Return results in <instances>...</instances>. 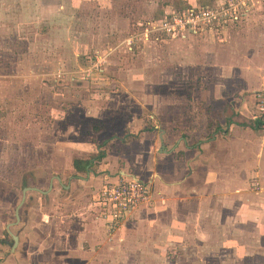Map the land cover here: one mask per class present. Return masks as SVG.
<instances>
[{
  "label": "rangeland",
  "instance_id": "1",
  "mask_svg": "<svg viewBox=\"0 0 264 264\" xmlns=\"http://www.w3.org/2000/svg\"><path fill=\"white\" fill-rule=\"evenodd\" d=\"M206 1L0 0V239H8L0 242V261L10 253L6 225L15 221L22 187L46 190L51 181L42 199L58 186L52 204L67 193L55 176L61 172L58 164L64 167L71 159L70 142L82 151L91 146L87 156L99 155L93 175L105 179L112 174L100 164L107 155L133 159L140 149L121 152L122 138L168 131L173 143L182 139L193 146L201 136L210 137L223 116L240 117L231 96H239L238 87H246L242 98L252 94L264 68V4L216 44L203 37L129 39L145 22L157 21L167 3ZM211 98L217 100L210 103ZM246 118L240 122L248 123ZM137 155L138 160L145 154ZM120 162L119 168L126 167ZM70 174L61 177L62 184ZM139 174L152 186L158 178L145 169ZM90 188L93 193L97 187ZM25 193L28 202L39 205L37 191ZM243 203L216 205L193 195L143 207L116 237H106L102 250H90L88 264H264V243L256 231L264 218L251 215L243 222L234 215L264 207ZM50 207L47 199L40 209ZM227 209L234 212L232 219ZM18 225L8 228L13 232Z\"/></svg>",
  "mask_w": 264,
  "mask_h": 264
},
{
  "label": "crops",
  "instance_id": "2",
  "mask_svg": "<svg viewBox=\"0 0 264 264\" xmlns=\"http://www.w3.org/2000/svg\"><path fill=\"white\" fill-rule=\"evenodd\" d=\"M210 2L211 0H207L204 4ZM263 4L264 2L255 9ZM171 6L178 7V5L171 2L167 3L165 5L166 9H164L167 10ZM190 37H203V39L212 43H215L217 39L214 36L204 34L189 35L183 39L174 40L185 41ZM259 72L262 73L260 74L261 81L256 88L254 87L256 90L252 94L242 98V91H247L244 90L246 87H238L236 93L239 96H233L234 94L231 96L232 110L238 113L241 118L252 119L250 122L247 118L245 121L248 123H241L240 117L227 116L224 119L223 116L222 122L219 118V125L217 123L215 129L214 127L211 128L213 132L210 137L201 136L193 146H184V140L182 141V139L179 141L175 139L176 144L173 143L169 138L168 131H161L157 136L153 132H149L144 136L142 133L136 139L126 140L122 138L119 144L125 150L121 149V152L127 153V149L134 147L140 148L135 149L134 153L145 155L137 160L135 158V156H138L137 154L133 156V159H127L126 157L122 159L123 155L109 154L106 156V160H102V163H100L101 167L112 173L115 171L121 173L128 171V167H133L134 172L132 173L140 178L139 171L141 169H145L152 175L156 174L158 178L153 182L155 202L152 206L173 202L177 199L189 200L193 195H197L198 199L203 202H214L216 205L221 203L232 206L235 203H242L244 206L243 202H245L246 204L251 203V205L256 204L264 207V68ZM216 100V98H211L210 103ZM138 119L140 120V118ZM255 120L260 122L259 127L253 126ZM166 134H168V140ZM89 142L93 144V141ZM113 143L114 141H108L109 146ZM67 146L66 151L68 150L69 153L72 151V154H70L71 159L68 157L69 161L65 163L64 167L58 164L57 167H60L59 171L61 172L60 175L55 176L59 186L67 188V193L64 197L58 199L56 204H52L55 201L53 197L59 194L57 192L58 186H54L52 192L48 194L47 198H44V200H51V211L42 210L40 209L44 201L42 198L46 197V192L52 187V182L50 181L46 190L26 186L32 187L30 189L32 191H37L36 194L40 196L39 199H36L39 205L28 202L29 194H27L18 209L20 213L18 221L15 219L14 222L6 225V231L11 238V234H15L17 242L14 245L11 242L10 253L3 257L0 264H88L91 262L88 257L90 250L96 247L102 250L107 244V236L102 224L93 219L89 210L91 198L89 193H92L90 187H98L104 176V174L93 175L94 171L92 169L94 167L92 164L96 161L97 156L94 154L87 156L93 153L88 143L85 146L87 150L84 151L80 149L78 144L75 145L72 142ZM58 149L64 151L65 146H58ZM178 151H183L182 156L175 159L173 155ZM106 152L112 153L109 150ZM76 158L89 160V163L83 169L77 170L73 165V160ZM122 160L126 162V167L119 168ZM136 161L139 162L136 163ZM81 172H84L85 175L82 176ZM66 173L73 174L67 176L68 183L64 185L61 182V177L64 178ZM254 180L259 182V190L252 188ZM78 186H81V188H77ZM31 195L34 196V194ZM47 204L49 205L50 202ZM38 206L39 213L36 209ZM142 208H137L134 212ZM229 209H227V212L230 213L229 217L232 219L234 212ZM250 210L251 213H249ZM260 210L247 208L242 216L234 215L240 217L239 220L243 222L251 215L254 218L253 220L259 221L264 218V209L261 210L262 212ZM254 212L257 213L252 214ZM48 222L50 224L49 228L46 224ZM259 223L260 226L264 224L261 220ZM15 224L19 225L15 228L11 227L14 229L12 232L8 225ZM256 231L260 241L264 243V226ZM115 235L116 233L114 237H116ZM1 241L7 243L8 239H1ZM111 246L114 247L113 244Z\"/></svg>",
  "mask_w": 264,
  "mask_h": 264
},
{
  "label": "built area",
  "instance_id": "3",
  "mask_svg": "<svg viewBox=\"0 0 264 264\" xmlns=\"http://www.w3.org/2000/svg\"><path fill=\"white\" fill-rule=\"evenodd\" d=\"M263 2L211 0L209 4L188 2L178 7L171 6L157 21L145 22L140 32L132 34L129 39L134 41L141 37L144 40H174L189 35L208 34L222 41V35L239 25ZM127 42L129 45L130 41ZM252 188L260 189L257 180L252 182ZM154 202L152 184L132 172L124 171L106 175L91 195L89 210L93 219L102 224L107 238L111 239L137 208L151 206Z\"/></svg>",
  "mask_w": 264,
  "mask_h": 264
},
{
  "label": "water",
  "instance_id": "4",
  "mask_svg": "<svg viewBox=\"0 0 264 264\" xmlns=\"http://www.w3.org/2000/svg\"><path fill=\"white\" fill-rule=\"evenodd\" d=\"M32 187H23V189H22V196H21V198H20V201H19V203H18V205L16 206V209H15V219H16V221H18V219H19V212H18V209H19V207L22 205V203L24 202V198H25V192H26V190H28V189H31ZM42 192H46V191H42ZM12 235V239H13V245L14 244H16V242H17V236L15 235V234H11Z\"/></svg>",
  "mask_w": 264,
  "mask_h": 264
},
{
  "label": "trees",
  "instance_id": "5",
  "mask_svg": "<svg viewBox=\"0 0 264 264\" xmlns=\"http://www.w3.org/2000/svg\"><path fill=\"white\" fill-rule=\"evenodd\" d=\"M259 125H260V122L258 120H255L253 123V126L259 127ZM97 157H99V155ZM97 157H96V159H97ZM88 163H89V160H80L77 158L73 160V165L77 170L83 169L85 167V165H87Z\"/></svg>",
  "mask_w": 264,
  "mask_h": 264
},
{
  "label": "flooded vegetation",
  "instance_id": "6",
  "mask_svg": "<svg viewBox=\"0 0 264 264\" xmlns=\"http://www.w3.org/2000/svg\"><path fill=\"white\" fill-rule=\"evenodd\" d=\"M115 173H116V172H115ZM115 173H112V174H115ZM108 174H109V173H108ZM108 174H107V175H108ZM101 183H102V181H101ZM101 183H100V185H101ZM100 185H99V186H100ZM99 186H98L94 191H96V190L99 188ZM1 239H2V238H1ZM1 239H0V241H1Z\"/></svg>",
  "mask_w": 264,
  "mask_h": 264
}]
</instances>
